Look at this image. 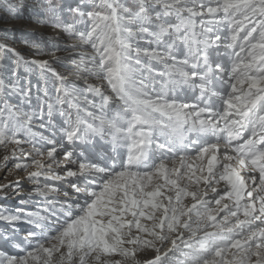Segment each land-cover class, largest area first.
I'll list each match as a JSON object with an SVG mask.
<instances>
[{"label":"snow or ice","instance_id":"obj_1","mask_svg":"<svg viewBox=\"0 0 264 264\" xmlns=\"http://www.w3.org/2000/svg\"><path fill=\"white\" fill-rule=\"evenodd\" d=\"M0 12V264H264V0Z\"/></svg>","mask_w":264,"mask_h":264},{"label":"rangeland","instance_id":"obj_2","mask_svg":"<svg viewBox=\"0 0 264 264\" xmlns=\"http://www.w3.org/2000/svg\"><path fill=\"white\" fill-rule=\"evenodd\" d=\"M3 0H0V3H2ZM3 13L0 12V15ZM4 25H0V27H3ZM12 33L15 35H19L20 32L17 31V29H20L21 31L24 30L26 26L21 25L19 22H9L6 25ZM21 50L23 49V45L20 46ZM21 54H25V52L22 50ZM29 59L33 58L32 56H28ZM39 130V129H36ZM4 148L0 146V184H7L9 182H14L18 180L21 176L24 175L23 172H18V170H15L12 166V162L10 161L8 164V168L6 169L3 167L4 160H3V154H4ZM18 206V203L15 199L9 198L7 200L0 199V210H14Z\"/></svg>","mask_w":264,"mask_h":264}]
</instances>
